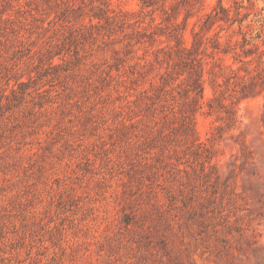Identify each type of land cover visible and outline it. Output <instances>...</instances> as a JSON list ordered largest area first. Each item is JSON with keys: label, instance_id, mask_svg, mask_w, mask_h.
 Wrapping results in <instances>:
<instances>
[{"label": "rangeland", "instance_id": "obj_1", "mask_svg": "<svg viewBox=\"0 0 264 264\" xmlns=\"http://www.w3.org/2000/svg\"><path fill=\"white\" fill-rule=\"evenodd\" d=\"M0 264H264V0H0Z\"/></svg>", "mask_w": 264, "mask_h": 264}]
</instances>
